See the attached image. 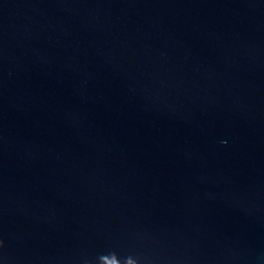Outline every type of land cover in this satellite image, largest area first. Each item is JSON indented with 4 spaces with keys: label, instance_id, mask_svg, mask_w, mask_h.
Instances as JSON below:
<instances>
[{
    "label": "water",
    "instance_id": "1",
    "mask_svg": "<svg viewBox=\"0 0 264 264\" xmlns=\"http://www.w3.org/2000/svg\"><path fill=\"white\" fill-rule=\"evenodd\" d=\"M0 264H264V0H0Z\"/></svg>",
    "mask_w": 264,
    "mask_h": 264
}]
</instances>
